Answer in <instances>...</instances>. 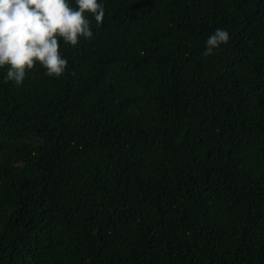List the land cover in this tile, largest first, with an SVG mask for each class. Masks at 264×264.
Here are the masks:
<instances>
[{"label": "trees", "instance_id": "16d2710c", "mask_svg": "<svg viewBox=\"0 0 264 264\" xmlns=\"http://www.w3.org/2000/svg\"><path fill=\"white\" fill-rule=\"evenodd\" d=\"M102 3L0 69V264H264V0Z\"/></svg>", "mask_w": 264, "mask_h": 264}, {"label": "clouds", "instance_id": "9594fccd", "mask_svg": "<svg viewBox=\"0 0 264 264\" xmlns=\"http://www.w3.org/2000/svg\"><path fill=\"white\" fill-rule=\"evenodd\" d=\"M91 17L103 22L102 0H0V69L3 79L20 85L28 69L39 63L46 74L59 78L67 57L62 41L75 46L93 36ZM229 32L217 27L205 39L204 54L228 42Z\"/></svg>", "mask_w": 264, "mask_h": 264}]
</instances>
